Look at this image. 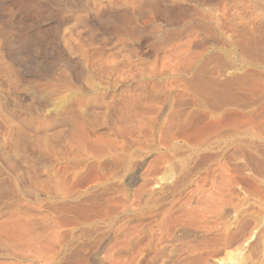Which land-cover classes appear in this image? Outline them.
I'll return each instance as SVG.
<instances>
[{
  "label": "rangeland",
  "instance_id": "rangeland-1",
  "mask_svg": "<svg viewBox=\"0 0 264 264\" xmlns=\"http://www.w3.org/2000/svg\"><path fill=\"white\" fill-rule=\"evenodd\" d=\"M0 264H264V0H0Z\"/></svg>",
  "mask_w": 264,
  "mask_h": 264
}]
</instances>
